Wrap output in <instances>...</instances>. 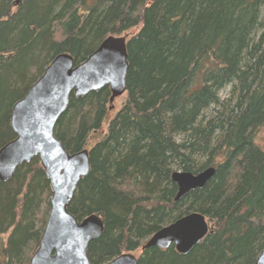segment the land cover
Returning <instances> with one entry per match:
<instances>
[{"label": "trees", "instance_id": "1", "mask_svg": "<svg viewBox=\"0 0 264 264\" xmlns=\"http://www.w3.org/2000/svg\"><path fill=\"white\" fill-rule=\"evenodd\" d=\"M109 36L126 42L124 103L104 130L110 88L72 95L55 128L69 153L89 150L69 211L103 221L90 261L140 250L138 264L254 263L264 249V0H0V149L16 138L13 106L50 63L68 53L80 64ZM211 167L203 188L175 201L173 172ZM51 196L38 157L0 181V264H30ZM193 212L210 228L189 253L142 249Z\"/></svg>", "mask_w": 264, "mask_h": 264}, {"label": "water", "instance_id": "2", "mask_svg": "<svg viewBox=\"0 0 264 264\" xmlns=\"http://www.w3.org/2000/svg\"><path fill=\"white\" fill-rule=\"evenodd\" d=\"M128 70L125 38L109 36L80 64L69 54L58 55L13 106L10 124L16 138L0 149V181L10 180L19 166L38 157L52 189L48 219L30 264H93L88 247L103 234V221L96 214L79 221L69 211L78 184L90 173L89 150L69 153L57 139L55 128L72 95L80 98L108 86L112 103L124 94ZM214 174V167L196 174L173 172L172 180L178 186L175 201L203 188ZM208 231L206 218L193 212L162 227L142 249L174 245L187 254ZM103 264H138V257L124 253ZM252 264H264V249Z\"/></svg>", "mask_w": 264, "mask_h": 264}, {"label": "rangeland", "instance_id": "3", "mask_svg": "<svg viewBox=\"0 0 264 264\" xmlns=\"http://www.w3.org/2000/svg\"><path fill=\"white\" fill-rule=\"evenodd\" d=\"M224 94V93H223ZM125 101V93L121 94V95H117L113 102L111 103V107L109 108V112H108V117L105 119L103 125H102V129L106 130L108 127V122L109 120L117 113V111L121 108L122 104ZM101 135L103 136V133H101ZM99 137V136H98ZM257 142L264 147V128L262 130H260V132L257 135ZM41 164V162H40ZM42 166V165H41ZM51 199V198H50ZM50 212V210H49ZM49 215V214H48ZM48 219V218H47ZM6 240V235H2L0 237V242L2 241V243H4V241ZM149 239L145 240L144 243H146ZM2 247V245L0 244V248ZM134 255L138 256L140 254V250L133 252Z\"/></svg>", "mask_w": 264, "mask_h": 264}, {"label": "bare ground", "instance_id": "4", "mask_svg": "<svg viewBox=\"0 0 264 264\" xmlns=\"http://www.w3.org/2000/svg\"><path fill=\"white\" fill-rule=\"evenodd\" d=\"M66 54H68V53H66ZM69 55H70V54H69ZM65 112H66V111H65ZM65 112H64V113H65Z\"/></svg>", "mask_w": 264, "mask_h": 264}]
</instances>
